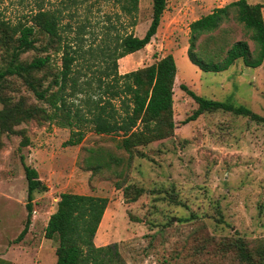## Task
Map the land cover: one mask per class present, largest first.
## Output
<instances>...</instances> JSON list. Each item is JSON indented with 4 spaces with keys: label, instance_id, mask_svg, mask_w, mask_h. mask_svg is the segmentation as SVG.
I'll use <instances>...</instances> for the list:
<instances>
[{
    "label": "rangeland",
    "instance_id": "374dc122",
    "mask_svg": "<svg viewBox=\"0 0 264 264\" xmlns=\"http://www.w3.org/2000/svg\"><path fill=\"white\" fill-rule=\"evenodd\" d=\"M64 1L0 0V10L15 21L43 3L45 9H62V23L66 24L69 18ZM234 1L237 0H167L150 43L143 50L117 61L120 74L151 65L166 55L173 56L177 68L175 135L146 150L148 159L133 161L130 178L147 191L136 202L124 201L122 190L115 188V178L110 172L91 175L83 168L89 148L102 147L116 155L124 154L108 136L97 135L87 128L79 145L67 146L68 129L30 122L20 127L27 131L29 146L19 147V135L3 138L1 260L9 264H55L57 240L46 239L44 233L61 193L107 199L93 241L96 246L116 243L126 264H191L193 250L210 244L211 236L264 237V123L221 112L207 113L183 123L197 105L180 88L182 85L199 96L243 106L264 117V62L257 68H249L238 60L226 71L211 73L200 71L187 57L189 24ZM246 1L264 5V0ZM87 6L89 10L80 9L79 16L87 15L95 33L112 24V37L131 33L141 38L151 22L150 0H140L133 18L123 14L112 0H90ZM235 15L234 9L230 10L213 36L227 37V48L236 41H244L252 53L255 45L250 33L237 22ZM262 18L264 22V8ZM133 21L136 24L131 26ZM99 42V39L88 38L86 44L97 47ZM20 156L26 165L36 170L47 190L33 195L28 231L16 242L27 217V184ZM155 187L174 189L186 205L168 200L153 202L149 192ZM215 208L220 210V219L224 222L217 221ZM191 213L196 217L186 222L178 220ZM209 249L205 246L201 260L209 258Z\"/></svg>",
    "mask_w": 264,
    "mask_h": 264
},
{
    "label": "trees",
    "instance_id": "16d2710c",
    "mask_svg": "<svg viewBox=\"0 0 264 264\" xmlns=\"http://www.w3.org/2000/svg\"><path fill=\"white\" fill-rule=\"evenodd\" d=\"M89 1H64L69 18L66 24L62 23V9H45L43 3L15 21L5 17L0 10V152L4 147L3 138L12 135L21 136L20 148L29 146L27 131L20 127L30 122L68 129L67 146L79 145L89 128L97 135L110 137L116 142L115 148L124 154L116 155L102 147L89 148L83 159V168L91 175L110 172L115 178V188L122 190L124 201L131 204L147 193L130 178L133 161L148 159L146 150L175 135L177 68L173 56L166 55L151 65L120 74L117 61L143 50L150 43L167 0H150L151 22L141 38L131 33L112 37V24L95 33L87 15L79 16L80 9L89 10ZM112 1L129 17L133 18L138 12L140 0ZM263 8L264 5L259 3L237 0L190 23L189 61L200 71L211 73L226 71L238 60L249 68L259 67L264 62ZM233 9L237 22L250 33L255 45L252 53L244 41H236L227 48V37L213 36ZM88 38L99 39L98 46L87 45ZM180 88L197 105L184 119V124L201 115L218 112L264 123L263 116L246 107L207 99L183 85ZM20 159L27 184V217L16 242L21 241L28 231L33 195L47 190L36 170L26 165L22 156ZM149 193L153 202L168 200L186 205L174 189L155 187ZM106 207V198L60 194L44 233L46 239L57 240L55 264H126L116 243L94 244ZM215 213L217 221L224 222L218 208ZM195 217L191 213L178 220L186 222ZM209 242L193 250L191 264H264V237L211 236ZM205 246L210 247L207 251L209 258L201 260ZM0 264L9 262L0 259Z\"/></svg>",
    "mask_w": 264,
    "mask_h": 264
},
{
    "label": "crops",
    "instance_id": "0c3cea01",
    "mask_svg": "<svg viewBox=\"0 0 264 264\" xmlns=\"http://www.w3.org/2000/svg\"><path fill=\"white\" fill-rule=\"evenodd\" d=\"M139 52V51H138Z\"/></svg>",
    "mask_w": 264,
    "mask_h": 264
}]
</instances>
